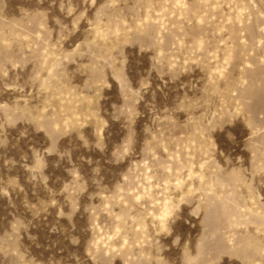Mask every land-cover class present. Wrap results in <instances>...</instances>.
Instances as JSON below:
<instances>
[{
    "label": "rangeland",
    "instance_id": "rangeland-1",
    "mask_svg": "<svg viewBox=\"0 0 264 264\" xmlns=\"http://www.w3.org/2000/svg\"><path fill=\"white\" fill-rule=\"evenodd\" d=\"M0 264H264V0H0Z\"/></svg>",
    "mask_w": 264,
    "mask_h": 264
}]
</instances>
